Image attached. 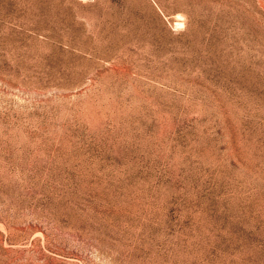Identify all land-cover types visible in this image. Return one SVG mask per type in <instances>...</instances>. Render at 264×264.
<instances>
[{"label": "rangeland", "instance_id": "1", "mask_svg": "<svg viewBox=\"0 0 264 264\" xmlns=\"http://www.w3.org/2000/svg\"><path fill=\"white\" fill-rule=\"evenodd\" d=\"M0 264H264V0H0Z\"/></svg>", "mask_w": 264, "mask_h": 264}]
</instances>
